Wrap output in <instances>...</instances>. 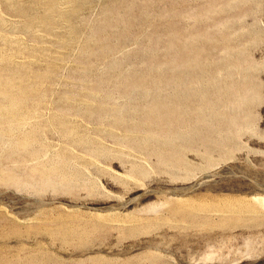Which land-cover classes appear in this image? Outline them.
Listing matches in <instances>:
<instances>
[{"label": "rangeland", "instance_id": "rangeland-1", "mask_svg": "<svg viewBox=\"0 0 264 264\" xmlns=\"http://www.w3.org/2000/svg\"><path fill=\"white\" fill-rule=\"evenodd\" d=\"M264 0H0V264H264Z\"/></svg>", "mask_w": 264, "mask_h": 264}, {"label": "bare ground", "instance_id": "bare-ground-1", "mask_svg": "<svg viewBox=\"0 0 264 264\" xmlns=\"http://www.w3.org/2000/svg\"><path fill=\"white\" fill-rule=\"evenodd\" d=\"M263 205H264V201H262Z\"/></svg>", "mask_w": 264, "mask_h": 264}]
</instances>
